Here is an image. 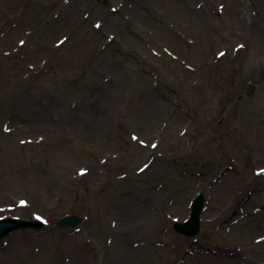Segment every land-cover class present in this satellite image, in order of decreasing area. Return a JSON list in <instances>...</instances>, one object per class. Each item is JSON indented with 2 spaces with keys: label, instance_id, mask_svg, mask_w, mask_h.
Listing matches in <instances>:
<instances>
[{
  "label": "rangeland",
  "instance_id": "374dc122",
  "mask_svg": "<svg viewBox=\"0 0 264 264\" xmlns=\"http://www.w3.org/2000/svg\"><path fill=\"white\" fill-rule=\"evenodd\" d=\"M262 81L264 0H0V264H264Z\"/></svg>",
  "mask_w": 264,
  "mask_h": 264
},
{
  "label": "water",
  "instance_id": "95a60500",
  "mask_svg": "<svg viewBox=\"0 0 264 264\" xmlns=\"http://www.w3.org/2000/svg\"><path fill=\"white\" fill-rule=\"evenodd\" d=\"M251 91V90H250ZM200 205V199L197 200L195 203V209L192 211L190 220L186 223V227L184 228L186 231H192L193 226H196L197 224V215L199 212ZM29 222L23 221V220H17V219H0V236H3L10 230L17 228V227H23L27 226ZM178 228L181 230L183 228V225H178Z\"/></svg>",
  "mask_w": 264,
  "mask_h": 264
},
{
  "label": "bare ground",
  "instance_id": "6f19581e",
  "mask_svg": "<svg viewBox=\"0 0 264 264\" xmlns=\"http://www.w3.org/2000/svg\"><path fill=\"white\" fill-rule=\"evenodd\" d=\"M261 83H263L264 84V81H262ZM243 147H246L247 149H250L251 148V146H249V144H243ZM149 166H150V164L144 169V172H143V174L145 175V176H151V174H157L158 173V168H156V166L157 165H155V164H153V166H150V168H149ZM161 164H160V170H161ZM149 168V169H148ZM148 169V170H147ZM162 171V170H161ZM160 171V172H161ZM214 177V176H213ZM211 182H214L213 180H211ZM242 215H241V212H235V213H233V214H231L230 216H229V218L230 219H233V218H236V217H238V218H240ZM221 220H223L222 218H220ZM222 222V221H221ZM220 223V222H219ZM245 224H250L248 221H244L243 223L242 222H240L236 227H242L243 225H245ZM127 236H123L122 237V241H123V243L124 244H128L127 243ZM219 255V254H218ZM206 255H204V254H199V259H204V257H205ZM219 256H221V255H219ZM234 257H232V259H233ZM234 261V260H233ZM220 262H221V264H225V263H228V261L226 260V258H223L222 260H220Z\"/></svg>",
  "mask_w": 264,
  "mask_h": 264
},
{
  "label": "snow or ice",
  "instance_id": "6c2138e0",
  "mask_svg": "<svg viewBox=\"0 0 264 264\" xmlns=\"http://www.w3.org/2000/svg\"><path fill=\"white\" fill-rule=\"evenodd\" d=\"M97 27H99V25H97ZM21 43H23V41H22ZM221 55H223V53H221ZM153 147H155V145H153ZM260 171H261V172H264V169H261ZM22 203H23V202H22Z\"/></svg>",
  "mask_w": 264,
  "mask_h": 264
}]
</instances>
